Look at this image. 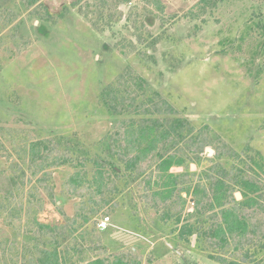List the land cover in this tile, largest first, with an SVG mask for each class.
<instances>
[{"label": "rangeland", "instance_id": "obj_1", "mask_svg": "<svg viewBox=\"0 0 264 264\" xmlns=\"http://www.w3.org/2000/svg\"><path fill=\"white\" fill-rule=\"evenodd\" d=\"M158 1L41 0L29 9L22 0H0V196L19 193L24 210L15 226L0 214V264H36L37 238L25 233L36 215L62 225L67 239L56 238L81 250H71L65 264L131 252L142 264H221L200 235L178 237L174 217H163L167 207L147 199L145 175L128 173L112 154L120 120L140 116L113 111L114 95L124 89L140 94L136 103L154 97L171 104L175 114L157 116L185 118L190 139L207 143L199 157L189 151L194 140L177 144L187 161L174 172L190 181L207 169L239 167L258 180L264 204V0H222L203 14L199 0ZM34 143L49 144L50 161L54 148L76 160L106 161L115 191L88 224L80 212L99 205L88 194L70 195L67 182L76 171L91 176L94 163L40 171ZM255 218L264 226L263 210ZM257 260L264 264V250Z\"/></svg>", "mask_w": 264, "mask_h": 264}, {"label": "trees", "instance_id": "obj_2", "mask_svg": "<svg viewBox=\"0 0 264 264\" xmlns=\"http://www.w3.org/2000/svg\"><path fill=\"white\" fill-rule=\"evenodd\" d=\"M22 1L30 9L41 0ZM155 1L160 3L158 0ZM220 1L222 0H199L200 12L205 13L209 7L217 6ZM47 14L50 12L47 11ZM139 88L143 90L142 82H139ZM139 96L140 94L132 95L129 89H124L120 93L118 91V94L114 95L111 107L115 114L133 113L140 116L120 120L111 138L112 154L124 163L128 173L145 175V188L150 192L147 199L152 200L156 208L159 205L167 207L163 217L165 220L174 217L177 224L174 230L180 239L188 242L193 235H200L202 248L209 251L210 258L221 264H254L258 261V254L264 250L262 238L264 226L255 218L258 210L264 212V204L260 199L263 194L258 180L247 176L236 166L229 169L219 167L215 172L207 169L200 175L196 174V180L190 181L186 179L185 173L174 172L173 167L183 166L187 161V156L180 152L181 148H176L177 144L187 139H189L187 142L191 141L192 144L194 140L189 151L199 157L207 143L198 137L190 139L193 128L185 118L157 116L175 114L176 110L171 104L154 97L136 103ZM173 138L176 140L173 141ZM42 144L34 143L31 148V154L37 155L33 157H40L43 163L40 171H45L47 166L57 167L69 163L84 168L87 161L94 163V172L91 176L87 171L83 173L76 171L67 182L69 185L67 192L70 195L79 194L86 197L88 194L89 200L95 203L93 205H99L98 209H92L91 212L84 210L80 212L83 218L82 225L88 224L93 215L99 213L101 208L110 202L107 195L115 191L110 185L111 174L105 164L106 161L98 157L76 160L69 152L62 153L57 148L53 149L54 158L50 161L47 154L49 144ZM42 146L44 150L41 149ZM215 154L221 157L217 151ZM33 164L37 163L34 161ZM112 172L119 174L120 169L113 167ZM189 176L194 174L190 173ZM236 192L242 194L241 200L236 199ZM48 196L53 200L54 192L49 191ZM20 197L19 193L14 192L0 196V214L6 216L9 225L15 226L18 221L22 222L24 219ZM189 198L193 203L190 210L187 209ZM175 204L178 208L173 214L172 207ZM27 223L25 233L34 234L37 242L36 245H28L26 240L22 243L25 249L29 246L30 251H33L31 246L35 245L37 254L33 260L36 264H65L71 250L81 251L77 245L63 246V240L67 237L59 231L62 225L41 222L37 215L32 218V224ZM58 234L66 238L61 241L56 238ZM85 234L82 233V238ZM44 237L49 239L46 241ZM85 264H142V258L132 252L114 256L113 259L110 256L98 255L85 260Z\"/></svg>", "mask_w": 264, "mask_h": 264}, {"label": "built area", "instance_id": "obj_3", "mask_svg": "<svg viewBox=\"0 0 264 264\" xmlns=\"http://www.w3.org/2000/svg\"><path fill=\"white\" fill-rule=\"evenodd\" d=\"M109 220H110L109 217L104 218V219L99 223V227H100L101 229H106Z\"/></svg>", "mask_w": 264, "mask_h": 264}, {"label": "water", "instance_id": "obj_4", "mask_svg": "<svg viewBox=\"0 0 264 264\" xmlns=\"http://www.w3.org/2000/svg\"><path fill=\"white\" fill-rule=\"evenodd\" d=\"M209 153H210V154H213V153H214V150H213V149H210V150H209Z\"/></svg>", "mask_w": 264, "mask_h": 264}]
</instances>
